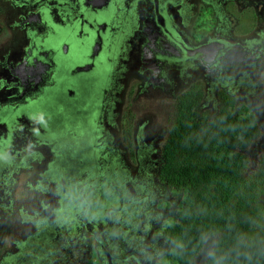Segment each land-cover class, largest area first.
<instances>
[{
	"label": "flooded vegetation",
	"instance_id": "obj_1",
	"mask_svg": "<svg viewBox=\"0 0 264 264\" xmlns=\"http://www.w3.org/2000/svg\"><path fill=\"white\" fill-rule=\"evenodd\" d=\"M109 1L93 5L104 8ZM75 3L0 0V118L11 122L1 134L10 139V128L15 131L0 162V264H171L176 245L157 234L165 213L155 205L167 189L159 180L165 136L153 130L155 114L134 121L120 117L119 109L129 91L131 101L149 90L173 100L182 86L200 81L214 115L223 89L258 110L264 102L256 78L264 62V2L111 0V9L117 5L113 29L102 25L98 37L85 29L60 31L59 25L76 21ZM248 6L252 23L238 28L245 15L239 11ZM157 13L163 14L158 22ZM175 31L189 43L218 36L234 47L207 77L205 66L169 65L180 56L172 46ZM31 37L52 43L40 53L50 64L27 65ZM85 55L93 61L85 63ZM80 70L91 73L76 75ZM16 108L24 110L19 124Z\"/></svg>",
	"mask_w": 264,
	"mask_h": 264
},
{
	"label": "trees",
	"instance_id": "obj_2",
	"mask_svg": "<svg viewBox=\"0 0 264 264\" xmlns=\"http://www.w3.org/2000/svg\"><path fill=\"white\" fill-rule=\"evenodd\" d=\"M219 98V112L210 116L199 114L205 100L199 84L182 94L161 149L159 180L182 197L161 232L177 245L173 264H192L210 241L204 264H264V155L251 174L247 155L260 127L255 114L245 113L248 107L237 109L238 99L227 90ZM163 201L168 205L162 208L171 207Z\"/></svg>",
	"mask_w": 264,
	"mask_h": 264
},
{
	"label": "rangeland",
	"instance_id": "obj_3",
	"mask_svg": "<svg viewBox=\"0 0 264 264\" xmlns=\"http://www.w3.org/2000/svg\"><path fill=\"white\" fill-rule=\"evenodd\" d=\"M62 1L63 0H60V2H62ZM249 2L251 5H256V0H249ZM260 2H264V0H260ZM116 9H117V5L115 6L114 10L116 11ZM258 9L261 10V8H259V6H258ZM115 11H114V14L117 13V11L116 12ZM239 12L240 13L243 12L245 15L244 16L242 15L240 17L241 20H240V24L238 25V28L241 26H247V25L252 23V15L253 14H252L251 7H249V6L243 7L242 10H240ZM207 15L208 14H206L205 17H207ZM76 23H77V21H75L72 24L67 23L66 25H59L60 31H64V32H67L70 34H74V32L77 31L76 34L79 35L80 31H82V29L79 27V25H77L76 30H74ZM37 40L44 41V43H45L44 45L49 48V51L52 50V48H53L52 43L49 46V44L47 42L48 40H44V39H37ZM196 41L198 42L197 38H196ZM33 53H35V50H33ZM89 73H91V71H88V70L76 71V75H79L82 77H85ZM256 78L260 79L258 82L260 84V86L262 87L260 92L264 96V62L261 63V76H260V74L259 75L256 74ZM195 84H196V82H192V83L187 84V86H182L180 88V90H178L177 93L175 94V97L173 98V100H172V98H170V96H166L163 92H159V91L154 92V91L149 90V91L144 92V93L141 92L140 97H137L136 99H132V101H131V97L129 96V92H130L129 91L128 93L125 94V100H124L123 107H121L119 109L120 117L126 118V119L127 118H134V121H135V118H141V117H144L146 115L150 116L151 114H155V119L157 120V122H155L156 125L154 126L153 130L155 132H157L158 134L164 135L166 138V136L169 135V132H170V129L172 126L171 121L174 118V110H175L174 106H175L176 100L182 94L186 93L192 87H194ZM200 85L202 86V89L204 91L205 100L203 103L204 104L203 107H201L199 110V114H201L203 112H207V113H209L210 116H213L214 112L209 110V108H207L208 107L207 91L204 89V86L202 85L201 82H200ZM64 93L66 95V98L68 99V93L67 92H64ZM41 95H43V94H41ZM136 95H137V93H136ZM171 100H172V116H173V118H169V120H168L169 104L171 103ZM33 104H34V102H33ZM128 106H130V108H128ZM210 106H211V104H210ZM244 106L245 105H243L242 102L237 101V109L238 110H241ZM44 107H45V104H44ZM44 107H43V110H44ZM250 107L248 106V109L245 110V113L256 115L257 122H258V125L260 127V132H261V136L259 137V140L249 148L248 153H247L249 160H250V163L248 166V168H249L248 171H250L249 173L251 174V173H255L260 168V165H258L259 159L262 155H264V102L258 110L257 109L254 110L252 106H250ZM250 109H251V111H250ZM240 112H242V110ZM138 120H141V119H138ZM123 124H124V127L127 126V122L123 121ZM146 127H148V126H146ZM146 133H147V131H146ZM116 140H118V133L116 134ZM147 140H150V138ZM163 142L164 141H162V143ZM21 176L24 177L25 174L22 173ZM29 176H31V175H29ZM29 176L28 177L25 176V178H29ZM163 190H164L165 196L163 198L159 199L158 202L155 201V205L156 206L159 205L158 206L159 208L156 210H164V213H165L163 215L164 220L161 219L160 222L161 221L162 222L161 223L159 222L160 224L158 223L159 224V226H157L158 230H161L165 226V224L168 225L169 223H171L170 220L172 219V217L170 218V216L173 215V217H174V214L176 213L179 202L182 198L179 195L177 196L176 193L170 192L164 186H163ZM259 194H260L259 201L264 202V190L261 191ZM51 197H49V198L46 197L45 202H47V200L50 201ZM94 199L96 200V197H94ZM162 200H166L168 203H170L171 207L168 209L167 208H160V207L168 205L166 202H164V201L162 202ZM34 203L35 202H32L30 204V206H31L30 211H33V209H36ZM109 205L110 204L106 205V207L104 209H107V207ZM164 217H166V218H164ZM5 224H6V221H4L1 225L5 226ZM154 238H156V235ZM212 244H213V242L210 241L209 244L207 245L208 249H210L212 247ZM207 257H208L207 254L200 256L195 261L194 264H202L203 261L207 259ZM194 260H195V258H194ZM194 260H193V262H194ZM159 264H169V262L168 261L164 262L163 260H161L159 262ZM171 264H173V263H171ZM174 264H179V263L177 262Z\"/></svg>",
	"mask_w": 264,
	"mask_h": 264
},
{
	"label": "water",
	"instance_id": "obj_4",
	"mask_svg": "<svg viewBox=\"0 0 264 264\" xmlns=\"http://www.w3.org/2000/svg\"><path fill=\"white\" fill-rule=\"evenodd\" d=\"M118 2V0H116ZM148 2L149 0H133L136 5H139L140 2ZM156 2L157 0H153ZM111 0L106 4V6L99 7L98 9H95L93 3L94 0H76L75 3V16H76V25L74 27V30H76L77 25L81 29H85L87 35L91 37H98L99 32L103 29L102 25H107L108 29L112 31L113 24L116 19L117 13H113L114 9H111L112 6H114V3H110ZM125 10H127L125 8ZM155 17V21L158 22L160 17H163V14H159ZM120 21H118L116 26L120 25ZM163 25V26H162ZM165 24H161V28L165 29ZM103 26V27H104ZM102 28V29H101ZM174 35H177V40L173 42L176 45H173L177 50L180 52L179 57H175L173 59H169L168 63L169 65L175 67L176 65H179L184 68L189 67H197L205 66L207 69V77H209L210 73L216 68L221 67L226 63L229 55L232 53L233 47L232 43L227 40L226 38H223L222 40H218L219 37L216 36V40H213L211 42L206 43H198L196 40L192 43H189L186 38H184L182 35H178V33L175 31ZM31 47L33 50H35V53L32 55H29L26 63L30 68H36L38 64H50V62L40 56V53H45L49 51V48L45 46L44 41L37 40L35 37H31ZM217 46V47H216ZM230 49V50H229ZM92 51V49H91ZM217 58V59H215ZM93 56L87 57L85 55V63L92 62ZM218 63L217 65H215ZM52 78V76H51ZM44 99V98H43ZM52 106V105H51ZM51 106L47 108L48 111L51 110ZM22 113L23 111H19L18 108L14 110V120L19 124L18 118L21 117L22 119ZM51 113V112H50ZM32 119V118H30ZM11 122H9V118H0V162L5 160V157H7L8 154H10V149L13 146L14 137H15V131L13 128H10L11 131V137L8 139V137L1 134V126H7L10 125ZM3 137V138H2ZM56 140V137L53 139ZM52 142V141H51ZM45 145L49 146L51 145L49 143H44ZM10 148V149H9ZM9 149V150H8Z\"/></svg>",
	"mask_w": 264,
	"mask_h": 264
},
{
	"label": "clouds",
	"instance_id": "obj_5",
	"mask_svg": "<svg viewBox=\"0 0 264 264\" xmlns=\"http://www.w3.org/2000/svg\"><path fill=\"white\" fill-rule=\"evenodd\" d=\"M160 232H162V229L159 230L157 234H159ZM157 234H156V235H157ZM154 239H157V237L154 238ZM166 241H167V240H166ZM167 243H168V242H167ZM168 244H169V245H174V244H170V243H168ZM176 248H177V245H176ZM176 248H173V251H175ZM211 250H212V247H211L210 249H208L207 245H204L203 248H202V250L196 255V257L198 256V258H199L200 256H202V255H204V254H207V256H209ZM207 258H208V257H207ZM167 260L169 261V259H167ZM206 260H207V259H206ZM206 260H204L202 264H204V263L206 262Z\"/></svg>",
	"mask_w": 264,
	"mask_h": 264
},
{
	"label": "crops",
	"instance_id": "obj_6",
	"mask_svg": "<svg viewBox=\"0 0 264 264\" xmlns=\"http://www.w3.org/2000/svg\"><path fill=\"white\" fill-rule=\"evenodd\" d=\"M114 11H115V10H114ZM114 11H113V12H114ZM116 11H117V9H116ZM116 11H115V12H116Z\"/></svg>",
	"mask_w": 264,
	"mask_h": 264
}]
</instances>
